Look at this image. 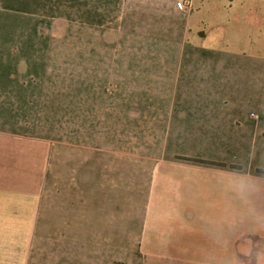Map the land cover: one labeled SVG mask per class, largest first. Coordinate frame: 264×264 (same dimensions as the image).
<instances>
[{
	"label": "crops",
	"instance_id": "crops-1",
	"mask_svg": "<svg viewBox=\"0 0 264 264\" xmlns=\"http://www.w3.org/2000/svg\"><path fill=\"white\" fill-rule=\"evenodd\" d=\"M180 1L85 0L83 135L30 137L53 44L0 40V264H264V6Z\"/></svg>",
	"mask_w": 264,
	"mask_h": 264
},
{
	"label": "rangeland",
	"instance_id": "rangeland-1",
	"mask_svg": "<svg viewBox=\"0 0 264 264\" xmlns=\"http://www.w3.org/2000/svg\"><path fill=\"white\" fill-rule=\"evenodd\" d=\"M183 1L185 0L180 2ZM191 2V7L186 11H194V1ZM259 2L264 6V0ZM34 3L35 0L11 2L0 0V40L17 42L25 39H42L53 44L52 47H44L42 49L44 52L40 54V58L43 59L42 71L46 73L45 90L41 96L39 110L35 112L37 127L30 137L66 136L71 130L83 135L84 74L92 73L91 77L89 74L86 76L88 82L99 83L100 55L106 54V48L108 55L119 53L116 51V32L119 25L112 21L106 29H100L98 21H93L91 25L87 24L88 20L84 16L85 0H36V4ZM128 3L130 0H125V13L128 12L126 8ZM99 4V0H91V12H98ZM114 5H109L108 11L109 8H114ZM234 25L235 22L232 20L226 21L225 30L228 35L235 30ZM206 26L210 29L211 24ZM240 26L242 37L248 33L252 36L256 34L255 24ZM235 35H238L236 31ZM201 45L204 48L213 46L210 40L202 42ZM250 49L256 52L255 49ZM257 51L264 53V47L257 48ZM25 69L27 68L23 63V71ZM74 88L76 94H73ZM72 94L76 97L75 101ZM32 123L34 122L31 120L30 124Z\"/></svg>",
	"mask_w": 264,
	"mask_h": 264
},
{
	"label": "built area",
	"instance_id": "built-area-1",
	"mask_svg": "<svg viewBox=\"0 0 264 264\" xmlns=\"http://www.w3.org/2000/svg\"><path fill=\"white\" fill-rule=\"evenodd\" d=\"M191 5H192L191 0H185V1H183V2H180V4H179V6H180V8H181L182 10H186V9L190 8Z\"/></svg>",
	"mask_w": 264,
	"mask_h": 264
},
{
	"label": "trees",
	"instance_id": "trees-1",
	"mask_svg": "<svg viewBox=\"0 0 264 264\" xmlns=\"http://www.w3.org/2000/svg\"><path fill=\"white\" fill-rule=\"evenodd\" d=\"M187 161H194V162L206 163V162H203V161L201 162V161H196V160H191V159L190 160H187ZM212 165H217V164H212ZM259 173L264 174V171L260 170Z\"/></svg>",
	"mask_w": 264,
	"mask_h": 264
}]
</instances>
